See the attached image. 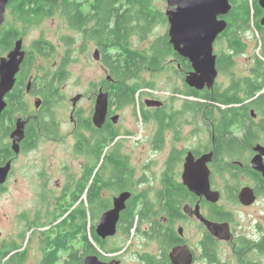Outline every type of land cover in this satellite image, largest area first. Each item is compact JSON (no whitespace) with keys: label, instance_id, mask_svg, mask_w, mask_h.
<instances>
[{"label":"flooded vegetation","instance_id":"flooded-vegetation-1","mask_svg":"<svg viewBox=\"0 0 264 264\" xmlns=\"http://www.w3.org/2000/svg\"><path fill=\"white\" fill-rule=\"evenodd\" d=\"M13 1H9L5 13V22L0 27V64L2 59H7L9 54L16 49L17 42L20 40L23 42L24 60L20 66L16 84L33 55L36 56L37 62L30 68L25 87H22L23 91H20L19 97H16L20 103L24 104V108L15 114L13 124H10L7 119L3 120V115L1 118L0 168L12 162V170L6 184L0 187V195L15 175L14 167L18 158L24 152L33 153L36 151L43 140H49L53 143L66 141L67 134L64 131L69 130L66 126H72V131L68 132L69 137L74 140L73 154L82 161L78 164L81 173L73 172L72 174L70 173L72 166H68L66 171L55 164L46 163L45 159L39 165V171L37 169L36 172V169L33 170V168L29 170L30 175L28 177L32 199L28 202L31 206L28 210L18 213L14 218V231L20 232L15 239L0 242V254L2 248L9 247L12 248V252L8 256L9 259L25 252L28 256L29 244L37 242L41 251L39 264H44L48 253L57 248L56 245L49 247V241L56 239L59 234H64L73 238L69 239L67 250L60 249L58 252L60 256L58 264H86L87 258H93L100 264H176L172 254L175 250L186 247L192 254V264H226L220 261V246L222 244L232 246L239 264H260L256 259L259 253H264V225L261 220L264 221V215L257 216L260 221H258L256 232L249 238L238 233L239 228L236 227L234 211L220 205V202L225 198L232 205L243 210H251L258 208L261 202H264V175L253 164L254 159L259 158L260 153L257 148H264V110L262 108L264 105V87L261 91L251 95L255 88L252 81H257L259 84L263 82L264 34L255 32L260 38L257 40L260 45V53L256 56L255 65L246 69L247 73L244 76H240L236 70V58L244 54L247 47L246 40H248L245 35L252 29L246 27L247 29L241 30V24H235L232 27V16L235 15V6L237 7L233 0H230L232 10L229 14L219 18L225 20L228 25L214 46L219 73L216 85L213 90L207 88L202 91L196 90L203 96L211 94L210 100L202 96L200 97L203 99L187 96V92L192 88L185 81L193 69L190 62L181 56L180 59L172 57L168 61L176 66L175 74L181 76L185 83L184 88H178L174 91L170 100H162L154 83V89L140 91L141 97L144 94L150 95L151 99L147 100H157L162 102V105L150 108L146 106L147 100L140 102L138 116L144 124L150 125L152 123L155 127V131L148 134L149 137L151 136L149 146L155 159L152 164H145L144 166L145 172L151 171L144 174L143 170L144 175L137 179L135 176V168L137 169V167L131 164L130 155L125 153L124 149L121 150L124 161H127L124 163V173L117 174L112 165L104 164L103 161L97 164L96 150L90 147L94 144L96 131H106L109 126L112 127L113 125L117 129V123H114L113 118L119 116L116 113L120 108L112 104L110 91L107 90L106 86L107 83L112 82L106 79L100 87L104 93L110 95L109 111L102 128H97L93 120L99 92L94 99V108L89 113L79 107V103L84 99V95L80 94L77 95L80 96V100L76 107L71 101L70 122L60 120L59 117L56 118L54 115L56 103L53 106L47 104L43 91L46 88V82L48 83L56 76L61 62H56L53 67L46 66L50 62V58L39 57L35 42L39 40L49 42L44 37L34 41L29 48H26L25 36L28 28L43 22L45 19L38 23L34 22L35 24L24 23L14 14ZM109 1L99 0V9L96 5L98 0H63L56 2L59 7L56 16L63 17L69 30L77 36L76 38L75 35L67 36V38L72 42V46H75L74 48L76 45L80 46V53L86 52L91 45H94L93 58L95 59L96 53H100L99 59L95 60L102 65L105 73L110 76V71L103 62L104 48L95 39L96 25ZM128 1L124 0L123 9L130 8L129 5H125L124 8V4ZM148 1L152 4L151 0ZM163 1L167 2V0ZM67 2H75L80 6L85 18L89 19L85 26L77 25L75 29L71 27L65 10ZM103 2L106 3L104 6ZM251 3L252 7L256 3L259 12H262H260L258 20L264 33V25H262L264 9L260 0H252ZM153 8L159 13H163L158 7L153 6ZM163 15L166 22L162 19L160 23L157 21L154 25L156 27L165 25L170 28L166 14L163 13ZM132 24L133 26L141 25L138 21H133ZM16 31L17 35L20 36L14 38ZM142 37L144 38L140 31H135V34L129 39L133 45L132 49L140 51L138 54L140 56L139 61H141L142 51L145 48L142 46L135 47L134 42L141 45L149 42L148 45H150L158 36H155L154 31H151L147 41H144ZM232 38L240 39L245 44L243 53L238 54L230 48ZM64 42L67 51L61 60L68 55L72 57L74 54L76 56L78 52L72 46H68L66 40ZM55 51V54L58 55L56 46ZM105 52L108 55L112 54L113 50L108 49ZM223 55L232 57L228 60H222ZM189 64L191 68L187 70ZM244 72L246 71L244 70ZM221 75L228 80L227 84H219ZM37 76L42 79L39 85L35 83ZM23 79H25L24 73L21 81ZM57 90V103L62 101L68 104L69 101L65 100V96L61 93L62 86L57 84ZM227 91H238L235 103L223 101L220 104L221 102L214 101L215 96H220ZM245 91H250L251 94ZM11 94L13 91L6 97L7 103ZM32 101H35L34 106ZM36 102L40 103L39 108L36 107ZM180 103L182 105L178 108L177 105ZM192 103H197L198 106ZM204 103L206 105L202 106L201 104ZM192 106L195 108L194 111H192ZM209 109L216 115H208ZM200 110L202 114L196 115ZM143 111L153 114L150 121H145L142 118L141 112ZM227 111L233 113L227 116L234 121L231 130L232 136L239 141V144L245 146L222 153L219 150L224 143L218 139L216 130L219 122L226 119L221 114ZM19 119L26 122V137L20 144V153L16 154L13 150L11 136ZM35 125L36 130L34 129ZM187 128H191L192 131L187 133ZM80 134L84 136L82 141L78 139ZM133 135L135 136L133 132H124V142L135 138L132 137ZM122 138L123 134L121 133L118 140ZM137 139L141 140L139 137ZM187 140L189 144L181 148L180 146ZM8 148L11 154L7 156ZM210 154H212V159L207 167L211 172V188L212 191L221 194V199L217 204L209 202L206 197H198L192 193L185 185L183 178L189 159L193 161V165H198L203 158ZM262 163L264 166V156H262ZM63 171L66 172L63 174ZM129 172L131 173L129 174ZM55 177H58L55 186L57 190H54L52 186L50 187ZM243 178L247 179L246 184L241 183ZM86 184L85 192L83 191L81 195V189ZM244 188L253 191L255 200L251 205H245L239 200L240 192ZM123 192L132 193V198L127 202L126 209L121 214L116 234L103 238L99 233L100 220L104 214L114 208V199ZM82 203L85 205L84 210L81 209ZM83 213L88 217L87 224L81 223ZM206 222L215 225L216 235L211 232ZM190 224L195 225V231H198V240L190 237ZM1 236L0 233V240H2ZM49 236L51 237L49 238ZM116 239L118 242L114 241ZM24 240H26V245H23ZM211 242H213L212 245ZM62 253H67L66 259H63ZM213 254L216 255V260H212ZM6 260L8 258L4 261Z\"/></svg>","mask_w":264,"mask_h":264},{"label":"trees","instance_id":"trees-1","mask_svg":"<svg viewBox=\"0 0 264 264\" xmlns=\"http://www.w3.org/2000/svg\"><path fill=\"white\" fill-rule=\"evenodd\" d=\"M105 1V0H103ZM235 6V15L232 16V27L235 24H241L240 29L245 30L247 28L252 29L258 34H264L262 31V26L258 20L260 16L259 7L255 3L252 7V0H233ZM100 2H97V8L100 9ZM124 0H110L107 7L104 8L102 17L100 15V21L96 25V40L97 43L102 46L104 56V64L108 67L110 71V76L112 78V83H105L107 90L110 91L111 102L113 105L118 106L120 109L124 106L136 105L139 97H141L140 91L143 89H154L153 82L146 80L144 73L146 71H151L154 74L158 73L163 69L168 63L169 59L174 57L180 59L181 57L174 51L173 46L170 44V39L168 34L163 36H158L148 47H146L142 53L141 61H139L140 51L137 49H132L133 45L130 43L129 39L132 35L135 34V31H140V34L144 36L143 40L147 41L148 34L153 31L156 27L157 21L160 23V20L166 22V18L163 17V13H159L156 9L153 8L152 4L148 0H129L128 3L124 4L129 5V9H123L122 4ZM13 12L24 23H38L43 21L46 18H51L56 16L59 9L58 4L53 0H14L12 3ZM106 3L103 2V6ZM66 14L68 15L69 23L72 28L75 26H85L88 22V18H85V15L82 13L80 6L75 2H67L65 4ZM262 13V12H261ZM138 21L141 25L133 26L132 22ZM35 24V23H34ZM247 27V28H246ZM16 35L14 38L19 37ZM6 38V37H5ZM3 39V42L5 40ZM68 46H72V42L69 38L65 39ZM35 48L37 49V54L39 57L43 58H53L55 56V46L50 42L39 40L35 42ZM230 48L234 52L243 53L245 49V44L241 42L240 39H231ZM112 49V54H106L105 50ZM53 54V55H52ZM222 60L232 57L225 56ZM71 56L68 55L62 59L60 69L58 70L56 76L52 78L48 83L46 82V88L44 89V94L47 99V104L53 106L58 99V90L57 84H62L69 77L68 66L70 64ZM182 60V59H181ZM37 62V58L33 55L29 64L22 71L21 76L16 84L13 94L8 99V107L6 108L3 114V120L7 119L10 124H13L15 121V114L24 108V104L20 103L16 97H19L20 91H23L22 87H25V81L29 75L30 68ZM183 68L184 67L183 65ZM187 70H190V64L187 66ZM23 73L25 74V79L21 81ZM37 79V81H36ZM35 83L39 85V82H42L40 76H37ZM252 84L255 85L252 94L250 91H245L251 95H254L258 91H261L264 87V74L263 82L259 84L257 81H252ZM238 91H227L226 93L215 96L214 101L221 102L227 101L229 103H235L237 100ZM187 96H195L210 100L211 94L203 96L199 94L196 90H189ZM200 97L201 99H203ZM196 104L197 103H192ZM205 106L206 104H201ZM260 107V105H258ZM264 110V105H263ZM142 110V109H141ZM195 108L192 106V111ZM210 110V109H209ZM233 110V109H232ZM237 112V111H236ZM244 113V112H242ZM202 111H198L196 115H201ZM231 111L222 113L226 119L219 122L217 128L218 139L221 140L224 145L220 147V152L226 153L229 150H237L238 147H244V144H239V141L232 136L231 130L234 121L228 118L227 116L232 115ZM236 114V113H234ZM246 114V113H245ZM142 118L146 121H150L153 117L152 113L141 112ZM208 115L214 116L215 112H208ZM52 116V115H51ZM44 128V127H43ZM36 130V125L34 126ZM121 132L119 129H116L113 125L109 126L106 131H96L94 144L90 147L96 150L97 164L104 162V164L112 165L115 170V173L121 174L124 173V156L121 154L123 149V144L121 140H118ZM82 134L78 135L80 141L83 140ZM11 154L10 149L8 148L7 156ZM229 172V171H227ZM226 172V173H227ZM131 172H129L130 174ZM223 173V172H220ZM225 173V172H224ZM233 174L232 172H229ZM130 184V183H129ZM87 184L82 187L81 195L86 189ZM128 189V188H127ZM122 190V189H120ZM85 192V191H84ZM80 195V196H81ZM80 198V197H79ZM85 207L84 203L81 204V209ZM134 218V216H133ZM88 217L85 213L82 214L81 223L87 224ZM51 236H49L50 238ZM73 238L68 235L59 234L58 237L52 241H49L48 246L51 247L56 245L57 248L54 251H50L46 257L44 264H58L60 256L58 252L60 249L67 250L69 247V239ZM52 244V245H51ZM213 242H211V245ZM12 252V248L4 247L1 250L0 260L4 261L8 258L6 264H25L27 261V253H20L15 257L9 259V255ZM212 260H216V255H212Z\"/></svg>","mask_w":264,"mask_h":264},{"label":"rangeland","instance_id":"rangeland-1","mask_svg":"<svg viewBox=\"0 0 264 264\" xmlns=\"http://www.w3.org/2000/svg\"><path fill=\"white\" fill-rule=\"evenodd\" d=\"M152 5L156 8L158 7L164 14L167 12L168 4L163 0H151ZM155 36H163L168 33L169 27L165 25H158L154 28ZM248 31V30H247ZM75 33L70 31L67 27V23L63 17L57 15L53 18H47L43 22L32 25L27 30V35L25 36L26 48H29L31 44L44 37L49 42L54 44L58 49V55H55L46 66L53 67L56 62H62L61 58L67 51L64 40L67 36H74ZM248 40H246V50L243 55L236 58V70L240 76H244L247 73L246 69L255 65L256 56L260 53V45L258 44L259 35L253 30H250L245 35ZM77 36L75 35V38ZM152 43V42H151ZM136 46H142L144 48L148 47L149 42H145L143 45L138 42H134ZM75 46H72L74 48ZM79 45L74 48L76 56L72 54L70 64L68 66L69 77L62 84L63 95L65 100H68V104L62 101L56 102L55 104V117H59L60 120L69 121L72 112V99L77 95H84V99L79 103V107L89 113L94 108V99L96 94H98L100 87L106 81L107 74L103 69L102 65L98 63L94 58V45L84 52H79ZM220 50V48H219ZM173 63H166L165 67L154 74L151 71H146L144 77L146 80L152 81L156 86V91H158L159 96L162 100H170L174 91L178 88H184V81L181 76L175 74ZM164 70V71H163ZM244 70L246 72H244ZM228 80L224 76H220L219 84H227ZM147 91V89H144ZM147 93V92H144ZM151 99L150 95L144 94L139 97L137 105L124 106L119 109L116 115H119L120 119L116 127L123 134L121 142L123 144L124 152L130 155L131 164L135 168L136 179L140 178L145 173H149L151 170L145 172V164H152L154 162V153L150 149L149 142L150 138L148 134L155 131L154 125L144 124L140 116H138V108L140 107V102H145L147 99ZM35 101H32L34 106ZM181 103L177 105L178 108L181 107ZM70 122V121H69ZM69 132L72 131V126H66ZM65 130L67 134L66 141L60 143H53L49 140L41 141L39 148L33 153L24 152L17 160L15 164V175L12 180L8 183L7 188L0 195V242L9 241L15 239L16 235L20 231H14V218L18 213H22L31 206L28 202L32 199L31 188L29 184V173L30 169L33 168L39 171V165L45 159L49 164H55L67 171L68 166L71 167L70 173L73 172L81 173V168L79 167L80 161L82 159H77L73 154L74 140L69 137V132ZM133 132V135L128 140L124 142V132ZM192 131L191 128H187L186 132ZM143 135V136H142ZM137 137L141 138L139 141ZM189 140V138H188ZM185 142L180 147L183 148L189 144ZM162 165V163H159ZM147 168V167H146ZM144 170V174L142 171ZM65 171V172H66ZM63 171V174L65 173ZM28 173V175H27ZM150 175V174H148ZM61 177V174H59ZM58 176V177H59ZM58 177L53 179V183L50 185L54 190H57L56 180ZM242 184L247 183V179L241 180ZM220 205L226 206L228 209L234 211L236 217V227L239 228L238 233L240 235H245L251 238L256 232L258 221V215H264V202L262 201L258 208L251 210H243L236 205H232L225 198L220 202ZM262 224L264 225V221ZM16 227V226H15ZM17 228V227H16ZM190 237L194 240H198V231H195V225L190 224ZM118 242V239L114 240ZM26 240H24L23 245H26ZM28 256L25 264H39L41 260V251L37 242H31L28 246ZM67 253H62L63 259H66ZM6 261H0V264L7 263ZM220 261L226 264H239L236 256L233 253L231 245L222 244L220 246ZM257 262L264 264V253H259ZM203 264V263H201Z\"/></svg>","mask_w":264,"mask_h":264},{"label":"water","instance_id":"water-1","mask_svg":"<svg viewBox=\"0 0 264 264\" xmlns=\"http://www.w3.org/2000/svg\"><path fill=\"white\" fill-rule=\"evenodd\" d=\"M10 0H0V27L5 22V13ZM61 2L63 0H55ZM168 8L166 16L169 20L168 36L170 44L174 51L182 58L188 60L193 71L186 78V84L197 91L204 89L213 90L217 79V56L215 54V43L219 36L226 31L227 22L219 18L225 17L232 10L230 0H167ZM264 9V0H260ZM264 25V17L262 18ZM22 40L17 42L16 49L9 54L7 59H2L0 64V124L1 118L8 107L6 97L15 86L20 66L24 60L22 52ZM100 53H96L95 59H99ZM109 82H112L111 76L107 75ZM80 96L72 100L74 107ZM162 102L157 100H147L146 106L159 107ZM40 103L36 102L39 108ZM110 106V95L99 90L97 96L94 123L97 128H102L106 122V117ZM114 123H118L119 116L113 118ZM26 122L19 119L16 128L12 133L13 150L16 154L20 153V144L25 139ZM260 153L258 159L253 161L254 167L264 175V166L262 156L264 148L259 147ZM212 154L203 158L198 165H193L192 160H188L184 172V183L189 190L198 197H206L211 203L217 204L221 199L219 192L212 191L210 175L211 172L207 164L211 161ZM12 170V162L0 168V187L4 186ZM132 198V193H121L114 199V208L103 215L99 223V233L103 238L114 236L118 229V224L122 212L126 209L127 202ZM239 200L245 205H251L254 200L253 191L244 188L239 195ZM203 221H205L203 219ZM208 228L213 234H217L216 227L210 222H206ZM176 264H192L193 258L189 249L179 248L172 254ZM86 264H100L93 258H87Z\"/></svg>","mask_w":264,"mask_h":264}]
</instances>
